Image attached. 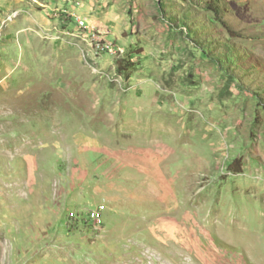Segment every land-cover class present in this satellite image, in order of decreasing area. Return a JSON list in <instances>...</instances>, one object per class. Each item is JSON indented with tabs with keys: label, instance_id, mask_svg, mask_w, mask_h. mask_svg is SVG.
Listing matches in <instances>:
<instances>
[{
	"label": "rangeland",
	"instance_id": "obj_1",
	"mask_svg": "<svg viewBox=\"0 0 264 264\" xmlns=\"http://www.w3.org/2000/svg\"><path fill=\"white\" fill-rule=\"evenodd\" d=\"M0 264H264V0H0Z\"/></svg>",
	"mask_w": 264,
	"mask_h": 264
},
{
	"label": "built area",
	"instance_id": "obj_2",
	"mask_svg": "<svg viewBox=\"0 0 264 264\" xmlns=\"http://www.w3.org/2000/svg\"><path fill=\"white\" fill-rule=\"evenodd\" d=\"M79 21V20H78ZM79 23L81 24L82 27H85V28H89L88 24L83 22V21H79ZM95 34V32L93 33ZM96 39H103L102 37H97L95 36ZM101 50H108V51H114V48L112 46V41H107L106 39H104V46H103V49H98V51H101ZM94 219L96 220V222L98 223H102V217H101V214L99 212L94 213Z\"/></svg>",
	"mask_w": 264,
	"mask_h": 264
},
{
	"label": "bare ground",
	"instance_id": "obj_3",
	"mask_svg": "<svg viewBox=\"0 0 264 264\" xmlns=\"http://www.w3.org/2000/svg\"><path fill=\"white\" fill-rule=\"evenodd\" d=\"M94 40H95V39H94ZM96 41H97V40H96ZM98 44H99V43H98ZM98 44H97V45H98ZM103 44H104V43H103ZM101 45H102V44H101ZM101 45H100V46H101ZM94 46H95V44H94ZM94 46H93V47H94ZM95 49H96V48H95ZM98 49H99V48H98ZM98 49H97V51H98Z\"/></svg>",
	"mask_w": 264,
	"mask_h": 264
}]
</instances>
